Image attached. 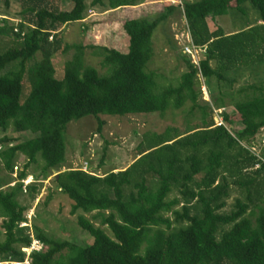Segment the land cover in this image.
<instances>
[{
  "label": "trees",
  "instance_id": "obj_1",
  "mask_svg": "<svg viewBox=\"0 0 264 264\" xmlns=\"http://www.w3.org/2000/svg\"><path fill=\"white\" fill-rule=\"evenodd\" d=\"M9 1L17 2L20 11L14 25L0 15V39L12 40V46L0 49V261L23 260L20 249L30 242L25 234L28 228L41 244L40 251L30 253V264H264V207H256L254 213L250 200L251 190L257 194L264 189V149L261 162L239 145L229 130L213 126L210 117L212 109H223L221 118L229 125L224 111L227 98L234 114L244 116V121L254 119V124L264 127V81L234 88L237 79L228 76L254 66L264 67V0H231V5L227 0L168 3L150 21L129 19L121 23L127 38L125 53L93 47L100 56L102 74L83 64L82 46L64 45L62 52L69 48L75 52L65 63L61 78H55L51 62L60 48V28L84 19L88 9L84 0H69L71 8L67 11L59 10L55 0H2L5 8ZM141 1L106 0V6L108 10L126 9ZM103 4L102 0H91L89 6ZM248 10L255 13L256 20L243 29L225 35L220 28H207V18L214 22L231 12V17L245 16ZM174 12L181 14L192 43L204 46L205 53L198 70L181 55L185 70L176 85L160 86L157 74L145 67L152 56V32ZM171 43V49L177 50ZM37 53L39 60L34 58ZM12 64L17 69L6 71ZM198 71L207 94V79L219 85L217 95H210L213 107L207 104V118L204 108L197 104L201 96L194 88ZM24 78L28 84L25 96ZM222 83L229 90L222 91ZM185 102L190 104L189 112L200 111L197 124L183 133L174 128L160 134L144 133L136 145V159L126 168L101 176L78 168L60 172L65 161L63 133L69 122L91 116L99 132V116L163 115L168 109H180ZM9 127L32 137L12 143L5 136ZM205 147V162L190 154L184 158L188 164L184 171L179 150L188 148L195 153ZM232 147L237 149L229 155L225 150ZM159 150L166 155L153 158L151 155ZM18 156L25 163L11 180ZM37 161L41 171L53 175L54 190L69 201V215L74 216L79 232L90 237L89 245L54 239L30 222L29 227H18L26 221L29 207L20 205L17 197L26 194L33 201L41 184L34 179L22 193L20 181L28 176L26 168L37 165ZM149 179L157 180L160 187L147 191ZM230 185L245 195L234 199L232 209L223 213L220 211ZM172 187L178 196L168 198ZM127 188L130 191L125 195ZM90 213L99 226L85 217ZM201 220L205 221L204 228ZM100 227H105L111 238Z\"/></svg>",
  "mask_w": 264,
  "mask_h": 264
},
{
  "label": "rangeland",
  "instance_id": "obj_2",
  "mask_svg": "<svg viewBox=\"0 0 264 264\" xmlns=\"http://www.w3.org/2000/svg\"><path fill=\"white\" fill-rule=\"evenodd\" d=\"M91 0H84L86 8L91 12L85 11L82 21V25L86 26V30L83 31L80 23H69L60 28L61 32V44L59 50L52 56V64L55 70V78L62 77V71L65 63L68 62L75 50L69 48L65 52H62L64 45H80L83 47L82 61L84 65L91 66L97 70L99 74L103 73V70L99 66L100 56L93 47H107L118 50L125 53L127 50V38L121 29V23L129 20H147L150 21L158 15L163 6L165 7L169 2L168 0H157L154 4L148 2L152 0H143V7L134 9H119L108 10L106 6V0H102L103 7H90ZM173 3H179L184 0H169ZM186 1V0H185ZM194 1V0H189ZM231 5V0H227ZM147 3V4H145ZM171 4V3H170ZM55 5L61 11H67L71 8L69 0H55ZM20 11L17 2L9 1L8 7L0 0V15H4L8 23L16 24L18 22V13ZM234 13V12H233ZM232 12L227 16L217 17L215 21L206 19L207 28L209 31H214L216 28H220L223 34L236 32L245 28L248 25H252L256 20V15L253 11L248 10L247 15L240 16V14H234L230 16ZM184 19L179 12H174L167 21L160 23L152 32L151 36V50L152 56L146 64V71L154 72L157 74L156 83L160 86H175L178 80V76L185 70L184 60L178 50L171 49L170 43L173 44V38L170 41L166 39L167 33L170 38L173 36V29H179L184 25ZM166 28V29H165ZM172 28V29H171ZM166 30L165 36L160 32ZM167 41L166 45H163ZM175 45V44H174ZM12 46L11 38L0 39V49ZM41 55L37 53L35 60H39ZM17 65L12 64L6 68V71L16 70ZM236 77V83L233 84L234 88L242 85L264 81V67L254 66L252 68L245 69L233 76ZM209 80L210 94L202 97L199 96L197 104L204 108L207 118V104L212 106L210 95H217V86L214 79ZM205 82V81H204ZM225 84V83H224ZM222 83V85H224ZM206 86V85H205ZM22 93L26 95L28 91V84L26 78L22 81ZM195 90H198V84L194 83ZM221 90H229V87L221 86ZM206 104H202L203 102ZM189 102L178 110L168 109L163 115L157 113L141 114V115H127L122 117H108L99 116L98 119L102 123L100 131H96V121L91 116L83 117L77 121L69 122L63 133L64 143V164L61 171L65 169H76L84 161L87 162L89 171L95 176H101L107 172H117L126 168L129 164L136 159V145L140 142L141 136L144 133L160 134L166 128L177 129L178 132L183 133L185 129L192 128L201 118L200 111L198 109L189 112ZM224 111L227 114L228 121L230 122L227 127L231 135H234L237 143L244 148L253 149L254 153L260 156V153L264 149V127L258 126L254 119L247 118L244 121V116L234 114L231 107L228 104V99L225 98ZM216 113V112H215ZM210 117L213 118V110L210 111ZM246 120V119H245ZM249 120V121H248ZM213 121V120H212ZM5 136L13 140L12 143H19L26 141L32 137L29 133H18L12 128H8L5 132ZM233 137V136H232ZM236 147H232L230 150H225L229 155H233ZM190 154H195L198 158L205 162L208 154V149L198 148L194 153L188 148L179 150L178 158L183 170L185 171L188 164L184 161V158ZM166 152L159 150L153 153L151 156H165ZM101 160V165L99 164ZM25 160L22 156H18L13 166L17 167V170L13 175H9L11 180L17 176V173L22 170V166ZM41 162L37 161V165H29L26 168L28 176L32 177L36 181H40L41 184L38 194L33 201H30L26 194H21L17 197V201L22 206L29 207L25 216H29L31 225L39 228L43 234L58 240H67L79 245H89L91 239L89 236L79 232L75 225L74 216L69 215V201L67 198L54 190L51 182V177L48 172L40 170ZM196 176L195 179H198ZM8 179V181H11ZM38 183V182H37ZM160 187V183L155 179H149L147 185V191H153ZM130 191L129 188L124 190V194ZM47 195H49L48 198ZM243 190L234 185L229 186L228 197L225 199V206L220 211L227 213L232 209L234 199L244 198ZM177 189L172 187L168 198L177 197ZM250 200L252 202L251 209L256 213V207H264V189L257 191L251 190ZM93 213L85 215V217L92 222L94 226H99L97 220L92 219ZM1 222V221H0ZM201 227L204 228L205 221H200ZM104 234L111 238L110 232L105 227H100ZM25 234H31V231L27 228ZM2 230L0 228V242L2 241Z\"/></svg>",
  "mask_w": 264,
  "mask_h": 264
},
{
  "label": "built area",
  "instance_id": "obj_3",
  "mask_svg": "<svg viewBox=\"0 0 264 264\" xmlns=\"http://www.w3.org/2000/svg\"><path fill=\"white\" fill-rule=\"evenodd\" d=\"M169 3H173V1H169ZM91 11H88L87 13H89ZM184 25L183 27H180L179 29H173V41L175 43V46L177 47V50L179 51V53L184 56L188 61L189 64L192 65L195 69L198 70V65L199 62L201 61V59L203 58V55L205 53V47H197L192 43L191 37H190V33L188 31V28L185 24V22H183ZM196 82L198 84V90L201 93L202 97H206L207 96V91H206V87L204 85V81L202 79V77L199 74V71L196 75ZM213 110V114L214 117L212 118L213 120V126H223L224 128L227 129V127L225 126L222 118H221V113L223 111V109H212ZM216 112V113H215ZM251 154H253L259 161L263 162V159L257 155L256 153H254L253 149H249L246 148ZM258 167V164L254 165V169ZM78 169L84 173L87 174H92L89 171L87 162H82L80 164V166L78 167ZM17 170L16 166L12 167V172L11 175H13ZM15 179V178H14ZM21 182V188H22V193H24L25 191V187L32 183V177L26 176L24 180L20 181ZM14 182H12L11 184H9L10 186L13 185ZM26 217V221L21 222L18 224V227H29V216H25ZM29 238H30V242L28 244V246L23 247L20 249V251L24 254V258L22 261L18 262V261H13L10 259H6V260H2L0 261V264H30L29 262V255L31 252H38L41 250V244L39 243V241L35 240L32 236V234H29Z\"/></svg>",
  "mask_w": 264,
  "mask_h": 264
},
{
  "label": "crops",
  "instance_id": "obj_4",
  "mask_svg": "<svg viewBox=\"0 0 264 264\" xmlns=\"http://www.w3.org/2000/svg\"><path fill=\"white\" fill-rule=\"evenodd\" d=\"M143 1V0H142ZM141 1V3L139 4V5H137V6H133V7H131V8H128V9H134V8H139V7H143V2ZM155 2H160V1H157V0H152V1H150V2H148L149 4H154ZM145 4H147V3H145ZM127 9V8H126ZM117 10V9H116ZM119 10V9H118ZM88 11H91L90 9H87L86 10V12H88ZM115 11V10H114ZM168 20H169V18H168ZM168 20H167V23H168ZM82 21L83 20H81V21H78V22H74V23H80V26H81V28H83L82 30L84 31V25H82L83 23H82ZM166 29V28H165ZM172 29V28H171ZM160 32L162 33V35L163 36H165V33H167V31L166 30H161L160 29ZM233 33V32H232ZM229 34H231V33H229ZM166 38H169L170 40L172 39V37L170 38V35H168V33H167V37ZM167 44V42L165 41L164 42V44L163 45H166ZM55 175V174H54Z\"/></svg>",
  "mask_w": 264,
  "mask_h": 264
}]
</instances>
